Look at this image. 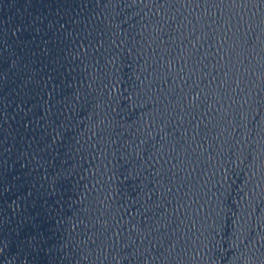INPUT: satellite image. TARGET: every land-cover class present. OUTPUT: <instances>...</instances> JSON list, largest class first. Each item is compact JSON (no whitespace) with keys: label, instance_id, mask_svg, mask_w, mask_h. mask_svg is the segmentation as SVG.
Here are the masks:
<instances>
[{"label":"water","instance_id":"95a60500","mask_svg":"<svg viewBox=\"0 0 264 264\" xmlns=\"http://www.w3.org/2000/svg\"><path fill=\"white\" fill-rule=\"evenodd\" d=\"M0 264H264V0H0Z\"/></svg>","mask_w":264,"mask_h":264}]
</instances>
